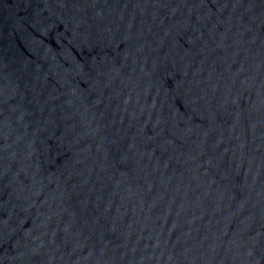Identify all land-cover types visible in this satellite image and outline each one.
Returning a JSON list of instances; mask_svg holds the SVG:
<instances>
[{"label": "water", "instance_id": "95a60500", "mask_svg": "<svg viewBox=\"0 0 264 264\" xmlns=\"http://www.w3.org/2000/svg\"><path fill=\"white\" fill-rule=\"evenodd\" d=\"M0 264H264V0H0Z\"/></svg>", "mask_w": 264, "mask_h": 264}]
</instances>
